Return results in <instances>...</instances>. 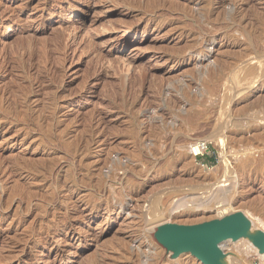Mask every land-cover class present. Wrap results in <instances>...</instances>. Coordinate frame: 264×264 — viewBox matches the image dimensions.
<instances>
[{
    "label": "rangeland",
    "instance_id": "obj_1",
    "mask_svg": "<svg viewBox=\"0 0 264 264\" xmlns=\"http://www.w3.org/2000/svg\"><path fill=\"white\" fill-rule=\"evenodd\" d=\"M127 1L0 0L1 264H213L179 257L145 232L152 199L162 196L171 209L179 191L222 187L217 169L224 152L234 165L241 153L248 157L242 173L247 201L264 194V166L255 160L264 153V76L247 97L233 90L229 123L215 129L222 125L218 98L229 77L264 55V0H235L248 12L244 29L198 18L205 0ZM210 8V19L217 18L218 4ZM212 65L220 69L211 75ZM241 106L247 109L240 115ZM216 132L229 139L224 148L205 140ZM199 138L207 144L194 156ZM244 209L257 224L258 247L245 259L229 246L215 253L216 264L219 256L264 264V211L251 204ZM182 210L172 214L203 213ZM42 220L51 226L41 227Z\"/></svg>",
    "mask_w": 264,
    "mask_h": 264
},
{
    "label": "bare ground",
    "instance_id": "obj_2",
    "mask_svg": "<svg viewBox=\"0 0 264 264\" xmlns=\"http://www.w3.org/2000/svg\"><path fill=\"white\" fill-rule=\"evenodd\" d=\"M125 1V0H124ZM127 1V0H126ZM129 1V0H128ZM127 1V2H128ZM148 1V0H147ZM146 1V2H147ZM156 1V0H155ZM154 1V2H155ZM162 1V0H161ZM206 1V5L205 7L200 11V14H198V18L199 16L203 17L202 15H206V20L209 21V23H212L213 25L216 23H222V22H226V27L228 24L230 25H236L239 29H244L245 26H241V19L244 17V14L246 13H242V7L239 5H237L238 3H235V0H205ZM247 1V0H246ZM126 2V4H128ZM138 3V1H136ZM145 3V2H144ZM152 3V2H151ZM150 3V4H151ZM159 4V3H158ZM213 4H218V10H217V18L215 19H210L209 16V12L212 11V8H210V6H212ZM241 4V3H240ZM133 5V3H132ZM153 5V4H151ZM162 5V4H161ZM168 5V4H167ZM166 5V6H167ZM177 5V4H176ZM180 5V4H179ZM136 6V5H135ZM198 6V5H197ZM243 6V5H242ZM126 7V6H125ZM128 7V6H127ZM145 7V6H144ZM168 7V6H167ZM70 8V7H69ZM166 8V7H165ZM170 8V7H169ZM144 10V9H142ZM167 10V9H166ZM170 10V9H169ZM173 10V8H172ZM183 10V8L181 9ZM188 10V9H187ZM186 10V11H187ZM197 10V9H196ZM146 11V10H145ZM156 11V10H154ZM191 11V10H190ZM178 13V12H177ZM195 13V12H193ZM198 12H196L197 14ZM248 13V12H247ZM246 13V14H247ZM211 14V13H210ZM257 14V13H256ZM184 15V14H183ZM193 15V14H192ZM216 15V14H215ZM251 15V14H250ZM154 16V15H153ZM186 16V15H185ZM190 16V15H189ZM254 16V15H253ZM188 18V17H186ZM247 20V19H246ZM195 21V20H193ZM251 22V21H250ZM194 23V22H193ZM246 24V23H245ZM251 24V23H250ZM255 24V23H254ZM258 24V23H257ZM206 25V24H205ZM244 25V24H242ZM255 26V25H253ZM257 26V25H256ZM255 26V27H256ZM230 28V27H229ZM228 28V29H229ZM249 28V27H248ZM129 29V28H128ZM136 29V28H135ZM254 29V28H253ZM227 30V29H226ZM250 30V29H249ZM257 30V29H256ZM255 30V31H256ZM216 30H212V33H216ZM126 33V32H125ZM253 33V32H252ZM59 36V35H58ZM196 36V35H195ZM239 38V37H238ZM195 39V38H194ZM208 39V37L206 38V40ZM205 40L202 39L200 46L202 45L203 41ZM238 40V39H237ZM197 41V40H196ZM253 41V40H252ZM208 44H209V49H211V47L215 44V35H211L210 38L208 39ZM237 43V42H236ZM257 43V42H256ZM22 44V43H21ZM255 44V43H254ZM197 45V44H196ZM248 45V44H247ZM27 46V45H26ZM25 46V47H26ZM199 46V47H200ZM204 46V45H203ZM248 49V48H247ZM47 50V49H46ZM183 50V49H182ZM187 50V49H185ZM253 50V49H252ZM247 51V50H246ZM243 55L245 51H242ZM250 52V51H249ZM261 52V51H260ZM201 53V51L199 52ZM246 53V52H245ZM50 54V53H49ZM198 54V53H197ZM233 54V53H232ZM240 54V53H238ZM242 54V53H241ZM248 54V53H247ZM251 54V53H249ZM253 54V53H252ZM34 55V54H33ZM199 55V54H198ZM246 55V54H245ZM244 55V56H245ZM236 57V56H235ZM240 58H243L241 56H239ZM40 58V57H39ZM232 59V58H231ZM245 59V58H244ZM18 60V59H17ZM225 60V59H224ZM240 60V59H239ZM237 61V60H236ZM249 61V60H247ZM19 62V61H18ZM25 62V60H24ZM224 62V61H223ZM228 62V61H227ZM232 62V61H231ZM240 62V61H239ZM258 62V63H257ZM222 63V62H221ZM220 63V64H221ZM229 63V62H228ZM248 63V62H247ZM242 64V67L240 69H238V71H236V73H234L233 75H229L230 79L227 81V85L224 87L222 94L219 95V101H218V105L220 107V114H219V118H217V122H222V125H220V127L217 125V127L215 129H222V128H226L227 124L229 123V115H230V105H231V101L234 99V93L233 94V90H236V92L238 93L239 96L243 95V96H249V92H255L257 89H259V87H261V83L260 81L263 79L264 76V55L260 56L259 54H256V57H254L253 59H251V63L248 64ZM20 64V63H19ZM223 64V63H222ZM232 64V63H230ZM229 64V65H230ZM240 64V63H239ZM23 65V64H22ZM21 65V66H22ZM27 65V64H26ZM215 65V64H214ZM217 65V64H216ZM225 65V64H224ZM237 65V63H236ZM244 65V66H243ZM213 66V65H212ZM223 66V65H222ZM239 66V65H238ZM20 67V66H19ZM18 67V68H19ZM210 67V66H209ZM214 67V66H213ZM216 67V66H215ZM215 67L212 69V67H210V73L212 75V73H214ZM224 67V66H223ZM222 67V68H223ZM233 67V66H232ZM236 67V66H234ZM221 68V69H222ZM227 68V67H226ZM229 68V66H228ZM130 69V66L128 67V71ZM196 69V68H195ZM199 69V68H198ZM197 69V70H198ZM208 69V68H207ZM217 71H219V67H216ZM233 69V68H232ZM235 69V68H234ZM260 69V71H259ZM21 70V69H20ZM46 70V69H45ZM48 70V69H47ZM226 70V69H223ZM44 71V70H43ZM196 71V70H195ZM21 72V71H20ZM198 72H200V69L198 70ZM207 72V71H206ZM226 72V71H225ZM43 73V72H42ZM47 73V72H46ZM218 73V72H217ZM45 74V73H43ZM145 74V73H143ZM203 74V73H202ZM215 74V73H214ZM46 75V74H45ZM124 75V74H123ZM126 75V74H125ZM125 75L122 76L121 80L124 82L125 81ZM204 75V74H203ZM218 75V74H217ZM143 76V75H142ZM214 76V75H213ZM28 77V76H27ZM127 77V76H126ZM201 77V76H200ZM218 77V76H217ZM20 78V77H19ZM144 78V76H143ZM142 78V79H143ZM195 78V75H194ZM22 79V78H21ZM20 79V80H21ZM24 79V78H23ZM32 79V78H31ZM39 79V78H38ZM45 79V78H44ZM141 79V77L139 78ZM145 79V78H144ZM143 79V80H144ZM148 79V78H147ZM206 79V76H205ZM34 80V79H33ZM120 80V81H121ZM180 80V79H179ZM197 80V79H196ZM213 80V78H212ZM227 80V79H226ZM178 81V80H177ZM176 81V82H177ZM182 81V80H181ZM199 81V80H197ZM39 82V81H38ZM173 82V81H172ZM171 82V83H172ZM179 82V81H178ZM43 83V82H40ZM121 83L123 86L124 83ZM175 83V82H174ZM200 83V81H199ZM198 83V84H199ZM208 83V82H207ZM169 85V83H167ZM24 85V84H23ZM143 85V84H142ZM167 85V86H168ZM176 85V83H175ZM174 85V86H175ZM171 86V85H170ZM183 85H181L182 87ZM190 86V85H189ZM200 86V85H199ZM125 85L122 87V89H124ZM169 87V86H168ZM179 84L176 87L178 90ZM179 87V89L181 88ZM206 87V86H205ZM22 88V87H21ZM25 88V87H23ZM171 88V87H170ZM184 88V87H182ZM186 88V87H185ZM190 88V87H189ZM174 89V88H172ZM197 89V88H196ZM203 89V88H202ZM218 87H210V91L215 92V94H217L218 91ZM23 90V89H22ZM162 90V89H161ZM186 90V89H185ZM122 91V90H121ZM158 91V90H157ZM176 91V90H175ZM180 91V90H179ZM178 91V93H179ZM188 91V88H187ZM200 91V90H199ZM20 92V91H19ZM24 92V91H23ZM32 92V91H31ZM186 91H184L185 93ZM124 93V91H123ZM158 93V92H157ZM160 93V91H159ZM181 93V91H180ZM188 93V92H187ZM200 93V92H199ZM202 93V92H201ZM20 94V93H18ZM28 94V93H27ZM49 94V93H48ZM162 94V92L160 93ZM205 94V93H204ZM47 95V94H46ZM156 95V93H155ZM159 95V94H158ZM187 95V94H186ZM200 95V94H199ZM17 96V94H16ZM162 96V95H161ZM188 96V95H187ZM214 96V95H213ZM20 97H24V96H20ZM50 98V97H49ZM200 98V97H199ZM17 99V98H16ZM195 99V98H194ZM29 100V99H28ZM56 100V99H55ZM163 100V99H162ZM161 100V101H162ZM198 100V99H197ZM18 101V99L16 100ZM15 101V102H16ZM178 101V100H177ZM255 101V100H254ZM23 102V101H22ZM25 102V100H24ZM53 102V101H52ZM260 107L264 108V99H262V101H260ZM17 103V102H16ZM174 103V102H173ZM215 103V102H214ZM19 104V103H18ZM178 104V103H177ZM212 104V102L210 103ZM247 104V103H246ZM254 105L257 104V101L255 103H253ZM22 105V104H21ZM167 105V103H166ZM14 106V105H13ZM18 106V105H17ZM177 106V105H176ZM21 107V106H20ZM19 107V108H20ZM52 107V106H50ZM251 107V105H250ZM257 107V106H255ZM29 108V107H28ZM27 108V109H28ZM47 108V106L45 107ZM242 108V106H241ZM261 108V109H262ZM24 109V108H22ZM176 109V108H175ZM246 107H243L242 109L238 110L239 114H243L244 112H246ZM20 110V109H19ZM45 111V109H44ZM52 111V110H50ZM213 111V110H212ZM233 111V110H232ZM235 111V113L237 112ZM258 111V110H256ZM255 111V112H256ZM16 112V111H15ZM19 113V111H18ZM22 113V112H21ZM45 113V112H44ZM211 113V112H210ZM257 113H260L257 112ZM257 113H255V115H257ZM32 114V113H31ZM50 114V113H49ZM233 114V113H232ZM250 114V113H249ZM254 114V113H253ZM263 114V113H262ZM23 115V114H22ZM251 115V114H250ZM254 115V117H255ZM19 116V115H18ZM264 116V115H263ZM13 117V116H12ZM11 117V118H12ZM30 117V115H29ZM206 117V116H205ZM243 117V116H242ZM262 117V116H261ZM15 118V117H14ZM24 118V117H23ZM27 118V117H26ZM156 118V117H155ZM257 118V116H256ZM248 119V118H247ZM15 120V119H13ZM17 121V120H16ZM26 121V120H25ZM35 121V119H34ZM237 122V121H236ZM20 123V122H19ZM212 123V122H211ZM251 124V123H249ZM29 125V123H28ZM27 125V126H28ZM22 126V125H21ZM46 126V125H45ZM33 127V126H32ZM30 128V127H29ZM229 129V127H228ZM207 130V129H206ZM215 131V130H214ZM45 133H47L45 131ZM219 133L216 132V134L212 135L211 137H206L205 140H211L213 139L214 141L218 142L223 148L225 147V145L227 146V140L229 139H225L223 138V136H219ZM46 135V134H45ZM228 135V134H227ZM43 136V135H42ZM204 137V136H203ZM202 138V136H201ZM229 138V137H228ZM233 138V137H232ZM231 142V141H230ZM49 143V142H48ZM195 146H193L192 151H193V155L197 156L199 153V150H201L207 143L206 141H204L203 139H197L195 141ZM239 145V144H238ZM240 148V147H239ZM237 151V150H236ZM75 153V152H74ZM234 153V152H233ZM241 153V152H240ZM238 154V153H237ZM242 154V155H241ZM239 158H241V160L238 158V163L236 165H234V163H232L233 161H231L228 158V153L224 152V165L223 166H219V168L217 169V172L221 174V176L224 178L223 182L224 185H222V187H215L216 185H213V188L215 187V189H213L212 187L207 188L205 191H203L202 188H193L194 186H192V188L190 187L189 190L183 191H179L178 193H176V195L178 194V196H181V199L179 202H176L174 204V202H172L173 207H171V209L168 207L169 203L167 204L168 206H164V201H163V197L162 196H157L154 197L152 199V202L149 206L148 212L145 216V227L144 230L146 233L148 234H156L157 240L158 242H160L161 244H166V245H170L172 247H169L171 249H174L173 252H176V255L179 257H182L183 255H191L192 257H195L196 259H201V260H211V262L213 264H216V259L215 253H219L222 254V252L229 246H232L231 249L235 248L237 252L241 253L242 257L246 259L247 256H249V253L251 251H253L254 246H257V242L259 243V234H257L255 228H257V224L256 222L254 223L253 219L251 217L248 216V214L245 212V207L248 206L249 204H251V206L253 205L256 208L261 209V211H264V194L262 195H258L256 196V198H252L249 199V201H247L248 199H246V192H247V186L244 180L242 173L245 171V167L247 165V161H248V157H245L246 154L241 153ZM245 154V155H244ZM254 154V153H253ZM234 155V154H233ZM252 155V154H251ZM255 155V154H254ZM256 157V156H255ZM254 157V158H255ZM236 159V158H235ZM256 162L258 163V166L261 164V166H264V153L259 154V158H255ZM118 161V160H117ZM17 162V161H16ZM37 162V161H36ZM251 162V161H250ZM41 163V162H40ZM117 163V162H116ZM253 163V162H252ZM15 164V163H14ZM47 164V163H46ZM119 164V162L117 163ZM19 165V164H18ZM22 165V164H21ZM43 165V164H42ZM48 165V164H47ZM249 165V164H248ZM253 165V164H252ZM250 164V166H252ZM23 166V165H22ZM25 166V165H24ZM29 166V165H28ZM35 166V165H34ZM53 166V164H52ZM44 167V166H43ZM47 169V166H45ZM50 167V166H49ZM55 168V167H54ZM23 169H26L23 167ZM42 169V168H41ZM28 170V169H27ZM32 170V169H31ZM48 170V169H47ZM52 170V169H51ZM222 170V171H221ZM40 171V170H39ZM42 171V170H41ZM28 172V171H27ZM34 172V171H33ZM51 172V171H49ZM254 172V171H253ZM67 173V172H66ZM217 173V174H218ZM50 174V173H48ZM52 175V174H51ZM75 175V174H74ZM248 175V174H247ZM49 176V175H48ZM47 176V177H48ZM54 176V175H53ZM76 176V175H75ZM107 176V175H106ZM133 176V175H131ZM251 176V175H250ZM34 177V176H33ZM50 177V176H49ZM37 178V177H36ZM53 178V177H52ZM111 178V177H110ZM209 178V177H208ZM264 178V177H263ZM48 179V178H47ZM113 179V178H111ZM188 179V178H187ZM190 179V178H189ZM199 179V178H198ZM108 180V179H107ZM222 180V179H221ZM77 181V180H76ZM192 181V178H191ZM197 181V180H196ZM51 182V179H50ZM106 182V181H105ZM200 182V181H199ZM203 182V181H201ZM207 183V181H205ZM204 182V183H205ZM213 182V181H211ZM53 183V181H52ZM190 183V182H189ZM195 183V182H194ZM217 183V182H216ZM242 183L241 187L240 184ZM248 183V182H247ZM182 184V183H180ZM191 184V183H190ZM196 184V183H195ZM198 184V183H197ZM212 184V183H211ZM49 185V184H48ZM105 185V184H104ZM185 185V184H184ZM93 190V189H92ZM123 190V189H121ZM37 191V190H34ZM55 191V190H54ZM53 191V192H54ZM97 191V190H96ZM119 191V190H118ZM251 191V190H250ZM33 192V191H32ZM52 192V193H53ZM159 192V191H158ZM123 193V192H122ZM118 194V192H117ZM124 194V193H123ZM165 194V193H164ZM175 194V193H174ZM249 194V193H248ZM126 195V194H125ZM130 194H128L129 196ZM150 195V194H149ZM153 195V194H152ZM200 195V199L198 200H193L195 197L198 198V196ZM252 195V194H251ZM36 197V196H35ZM121 197V195H120ZM144 197V196H143ZM170 197V195L168 196ZM253 197V196H252ZM126 198V197H125ZM177 198V197H176ZM47 199V198H46ZM49 199V197H48ZM113 199V198H112ZM147 199V198H146ZM166 199V197H165ZM164 199V200H165ZM168 199V198H167ZM166 199V200H167ZM165 200V201H166ZM173 200V199H171ZM49 201V200H48ZM52 201V200H51ZM190 202V206L187 207L185 206L186 203ZM50 203V201H49ZM118 204V203H117ZM216 204L220 205L217 206ZM185 207V208H184ZM4 208V207H3ZM208 208H215V212L208 214L205 212V210H209ZM248 208V207H247ZM173 209V210H172ZM179 209H183L182 213H186L188 212H196L200 209H202L203 213H196L195 215H173V211H179ZM184 211V212H183ZM249 212V211H248ZM250 213V212H249ZM181 214V212H180ZM252 215V213H251ZM1 216V215H0ZM260 219L258 218V221ZM41 223L39 225H41V227H46V229L48 228V226H51V223L48 221H40ZM260 222H262L260 220ZM39 223V222H38ZM36 223H32L31 226H35ZM30 226V227H31ZM82 227V226H81ZM40 228V227H39ZM38 228V229H39ZM53 229V228H52ZM83 229V228H82ZM36 230V229H35ZM77 231V230H75ZM89 232V231H88ZM87 232V234H88ZM79 233V231H78ZM91 233V232H89ZM143 233V232H142ZM141 236V235H140ZM49 238V237H48ZM52 238V237H51ZM146 240V238H145ZM118 240H116L117 243ZM123 241V240H119ZM126 241V240H125ZM151 242V241H150ZM44 243V242H43ZM122 243V242H120ZM126 243V242H124ZM123 243V244H124ZM130 242H128L129 244ZM47 244V243H46ZM127 244V245H128ZM146 244V243H145ZM119 245V244H118ZM131 245H135L132 244ZM142 245V244H141ZM148 245V244H147ZM154 245V244H153ZM254 245V246H253ZM125 246V245H124ZM138 246V245H137ZM140 246V245H139ZM144 246V245H143ZM165 246V245H164ZM114 247V245H113ZM116 247V246H115ZM127 247V246H126ZM258 247V246H257ZM256 247V248H257ZM25 248V247H22ZM34 247H32L33 249ZM121 248V247H120ZM123 248V246H122ZM130 248V245H129ZM157 248V247H156ZM255 248V249H256ZM114 249V248H113ZM119 249V247L117 248ZM125 249V248H124ZM128 249V248H127ZM160 249V248H159ZM234 249V253L236 252ZM252 249V250H251ZM132 250V249H131ZM138 250V248L136 249ZM135 250V251H136ZM258 250V248H257ZM25 251V250H24ZM115 251V249H114ZM121 251V250H120ZM119 251V252H120ZM123 251V250H122ZM139 251V250H138ZM137 251V252H138ZM143 251V250H142ZM141 251V253H142ZM156 251V250H155ZM172 251V250H171ZM233 251V250H232ZM43 252V251H42ZM117 252V250L115 251ZM125 252H130V251H125ZM144 252V251H143ZM236 252V253H237ZM259 252V251H258ZM122 253V252H121ZM139 253V252H138ZM246 253H248V255H246ZM260 253V252H259ZM19 254V253H18ZM17 254V255H18ZM22 254V253H21ZM41 254V253H40ZM124 254V253H122ZM151 254V253H150ZM174 254V253H173ZM262 254H264V250L262 252ZM261 254V255H262ZM43 255V254H42ZM140 254H138L139 256ZM142 255V254H141ZM143 255H145L146 257L151 256L149 255V250L146 251ZM152 255H153V251H152ZM240 256V254H238ZM251 255V254H250ZM15 256V255H14ZM12 256V257H14ZM121 256V255H119ZM124 256V255H123ZM138 256L136 259H138ZM143 256V257H145ZM229 256V255H227ZM231 256V255H230ZM10 258H12L11 256H9ZM16 257V256H15ZM21 257V256H20ZM129 257V256H128ZM155 257V256H154ZM168 257V256H167ZM184 257V256H183ZM182 257V258H183ZM232 257V256H231ZM231 257H223L219 256L218 260L220 261V263L218 264H248L247 260H245L244 262L241 261L238 262L231 258ZM17 258V257H16ZM126 258V257H125ZM140 258V257H139ZM142 258V257H141ZM150 258V257H149ZM194 258V259H195ZM123 259V258H122ZM120 259V260H122ZM127 259V258H126ZM166 259V258H165ZM180 259V258H179ZM264 259V258H263ZM9 260V258L7 259ZM13 259H10V263H12ZM119 260V259H118ZM129 260V259H128ZM134 260V259H133ZM144 260V258H143ZM151 260V258H150ZM209 260H207L209 262ZM136 261V260H135ZM192 261V260H191ZM204 261V262H205ZM9 262V261H8ZM48 262V261H47ZM98 262V261H97ZM140 262V261H139ZM144 262V261H143ZM151 262V261H150ZM165 262V261H164ZM95 263V262H92ZM146 262H144L145 264ZM153 263V262H152ZM151 263V264H152ZM167 263V262H166ZM193 263V262H192ZM1 264V263H0ZM14 264V263H13ZM97 264V263H95ZM101 264V263H100ZM133 264V263H132ZM141 264V263H140ZM170 264H176V262H170ZM191 264V263H190Z\"/></svg>",
    "mask_w": 264,
    "mask_h": 264
}]
</instances>
